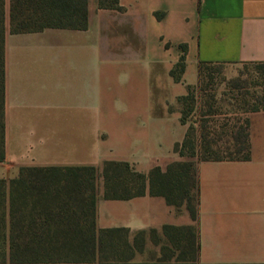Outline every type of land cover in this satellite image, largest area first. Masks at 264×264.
<instances>
[{"label": "crops", "instance_id": "0c3cea01", "mask_svg": "<svg viewBox=\"0 0 264 264\" xmlns=\"http://www.w3.org/2000/svg\"><path fill=\"white\" fill-rule=\"evenodd\" d=\"M119 2L122 9L88 0L86 29L12 33L6 16L0 176L16 177L23 166H95L101 174L106 160L145 174L165 170L187 159L174 150L189 128L178 98L197 86L199 64L264 62V0ZM248 118V160L197 163L196 221L162 196L107 199L102 183L97 227L145 231L136 262L172 248L165 225L195 223L197 264L264 263V109Z\"/></svg>", "mask_w": 264, "mask_h": 264}, {"label": "trees", "instance_id": "16d2710c", "mask_svg": "<svg viewBox=\"0 0 264 264\" xmlns=\"http://www.w3.org/2000/svg\"><path fill=\"white\" fill-rule=\"evenodd\" d=\"M99 7L122 9L119 0H97ZM6 0H0V162L4 151V36ZM160 16V14H158ZM10 31L24 33L45 28L86 29L88 0H10ZM186 50V46H181ZM256 66L264 80V62H244ZM198 67L199 87L211 76L208 66ZM185 55L171 70L182 79ZM195 87L180 96L181 121L195 109ZM264 109L262 98L245 110L242 124H225L223 132L209 126L210 115L201 113L197 142L189 125L182 142L174 150L184 158L163 170L153 167L141 173L126 161L103 163L104 197L128 199L136 196H162L178 210L185 207L192 219L198 216L197 163L200 161L248 160L250 158L248 113ZM95 166H23L16 177L0 176V264H197L198 237L193 225H165L163 233L172 246H162L154 262H136L144 250L146 232L132 237L126 227L98 228L96 224L97 178ZM155 232V230H153ZM165 249L170 253H165ZM178 250V252H176ZM264 264V263H258Z\"/></svg>", "mask_w": 264, "mask_h": 264}, {"label": "rangeland", "instance_id": "374dc122", "mask_svg": "<svg viewBox=\"0 0 264 264\" xmlns=\"http://www.w3.org/2000/svg\"><path fill=\"white\" fill-rule=\"evenodd\" d=\"M10 0H6V16L9 17ZM211 74L202 88L197 84L195 89V109L187 114L189 125L193 126L197 142L200 139V116L201 113L213 111L210 115L209 126L219 133L223 132L225 124L231 126L241 125L246 117L245 110L252 107L254 102L262 98L264 93V80L259 69L252 64L223 63L208 66ZM224 125V126H223ZM197 160V158H187ZM103 183L99 174L97 178V190ZM196 232V224H193ZM165 253H170L165 249ZM153 259L155 256H152Z\"/></svg>", "mask_w": 264, "mask_h": 264}]
</instances>
